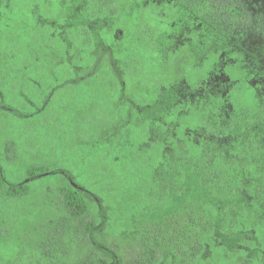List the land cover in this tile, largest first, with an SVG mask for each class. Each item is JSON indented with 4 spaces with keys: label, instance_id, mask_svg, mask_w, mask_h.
<instances>
[{
    "label": "trees",
    "instance_id": "trees-1",
    "mask_svg": "<svg viewBox=\"0 0 264 264\" xmlns=\"http://www.w3.org/2000/svg\"><path fill=\"white\" fill-rule=\"evenodd\" d=\"M189 5L206 20L221 16L246 22L249 16L242 5L229 0H190ZM178 12L173 1L0 0V72L11 73L0 87L3 115L21 118L26 130L55 133L60 129H53L48 120L73 84L86 85L89 98L98 93L91 102L79 95L77 101L82 97L86 104L57 107L68 119L76 118L69 124L74 135L68 144L93 142L97 148L96 157L87 159L92 165L86 182L75 177V168L56 159L52 147L40 159L30 160L15 137L6 135L0 141L2 205L24 201L44 211L36 232L37 264L122 262L115 252L110 259L104 257L94 240L109 215L106 208L115 206V193H109L110 199L102 197L96 211L90 201L92 180L104 186L118 172L120 182L129 174L151 199H164L159 205L154 202L159 208L152 210L150 222L125 256L127 264H163L166 255L171 261H200L212 235L231 214L244 230V258L250 254V264H264V93L256 86L259 78L247 55L210 50L197 63L189 43L164 62L160 38L174 29ZM221 72L231 76L232 90L217 97L205 89L207 99L199 104L171 90L186 85L197 93L210 75ZM143 77L153 86L149 95L143 96L140 88L130 92L127 85ZM98 89L112 90V100L106 103ZM98 97L105 113L95 102ZM127 112L126 130L135 137L132 155L140 156L138 162L124 150L125 142L114 140L117 133H125L120 125ZM67 130L59 132L61 138L67 139L62 136L69 134ZM162 134L173 148L163 162ZM148 137L152 140L144 149ZM106 139L113 142L103 148ZM7 167L15 169L13 176ZM133 202L138 200L127 204ZM10 211L0 210V239L8 237L5 215ZM239 230L232 235L241 237Z\"/></svg>",
    "mask_w": 264,
    "mask_h": 264
},
{
    "label": "rangeland",
    "instance_id": "rangeland-1",
    "mask_svg": "<svg viewBox=\"0 0 264 264\" xmlns=\"http://www.w3.org/2000/svg\"><path fill=\"white\" fill-rule=\"evenodd\" d=\"M155 1H173L179 8L178 22L174 29L169 34L166 33L160 38L161 56L164 62H167L170 58V53L179 49L184 43H189L191 45L194 59L197 63H201L204 59V55L210 50H221L226 54L241 52L248 56L252 65V71L254 75L259 78V82L257 81L258 83L256 86L259 85L261 93H264V0H229L232 3H239L243 6L245 11L249 14L246 18V22H244V18L235 21L225 19L221 16L206 20L189 7L190 0ZM198 1L202 3L203 0ZM13 72H17V70L15 69ZM10 77L11 73L1 71L0 87H2V84L5 83L6 80H10ZM231 82V76L226 72H221L210 75L207 83H202L198 86L197 93L189 92L186 85H174V88L171 90L175 95L184 94L185 97L189 98L191 103L199 104L203 98L206 97L207 99V95L218 97L219 94L223 95L231 91L233 88ZM87 88L86 85L78 86V84H73L72 87L68 89V94L63 95V97L57 101L55 104L56 114H52L48 120L51 127L53 129L58 127L61 133L63 130L68 129V135L62 134V136L64 138L67 137L68 140L61 138L59 132L53 133L54 130L50 133L39 132V129L26 130L21 118L12 115H3L4 113L0 111V141L4 139L6 135L15 137L21 144V149L25 156L30 160L40 159V156H44V153L47 152L48 147H52L53 152H56V159L59 161L63 160L67 166L69 165L75 168V177L78 178L79 181L83 180L86 182L88 180V175L91 173L87 168L92 165V163L87 162V159L88 157H96L97 148L93 142H85V145L78 142L80 146L74 147L73 145L74 148L68 144L69 140H71L74 135L71 133L70 125L76 118L73 116L72 118L70 117L71 119H68L66 116L62 115L59 108L63 106L64 108L70 107L71 103H76L79 95H82V97L85 96L91 102L97 97L98 93L93 94V96L90 97L92 100H90V91H87ZM127 88L130 92H136V90L140 88L143 91V96H147L149 95L147 91L153 88V86L149 85V80L144 78L140 83H137V80H132L127 85ZM205 89H208L207 95L203 92ZM99 91L104 92L105 99L108 100L106 103L112 100V90L98 89V92ZM73 95L74 97H72ZM2 97L4 98V95L0 92V99H2ZM64 97L66 100H64ZM82 97H80L81 101L77 102L79 104H86L85 100L82 101ZM215 100L216 99H213L211 101L213 102ZM96 101L100 104L99 109L105 113L104 101L99 97L95 102ZM114 106H117V99ZM123 117L125 123L120 125V129L124 127V129L121 130V132L125 130L124 135L122 136L120 133H117L118 139H115L114 135H111L115 141L125 142L124 150H129L130 155L138 162L140 156L132 155V151L135 152L136 150L134 147L135 143L132 141L135 137H132L131 130H126L130 128V113L127 112L123 114ZM53 134L57 136H53ZM213 135L221 140L219 136ZM52 137L56 138L58 146L56 144L54 145L55 142ZM162 137L163 138H159V144L163 146V151L160 153V159L163 162L168 160V156L173 148L166 142L167 136L162 134ZM50 139L51 141L48 143L47 140ZM112 140L106 139L105 142L102 141V147L105 148L106 144L113 142ZM151 140V137H148V140L142 144V148L148 149ZM213 143V140H209L210 145ZM49 144L52 145L50 146ZM136 166H138L137 163ZM6 170L11 176L15 173V169L12 167H7ZM126 172L129 171L127 170ZM105 176L104 174V177ZM125 177L127 180L120 182L118 172L116 177L108 178L106 180L107 184L104 186L101 185L102 183L98 184L97 181L92 180L91 187H93L94 190L89 189L90 191H94L90 201L94 207L96 206L94 209L95 211L102 203V197L110 199L111 196H109V193H115V206L106 208L109 215H107V219H103L101 227L95 232L94 240L98 250L104 257L110 259V256L114 252L118 253V257L122 260V262L118 264H127V257L125 258V256L133 250L142 228L150 222V216L153 215L151 214L152 210H158L159 208V206H155V203L159 205L164 202V199H157L156 201L151 199L150 194L145 189L142 190L139 181L130 178L129 174ZM129 179V183H126ZM160 184L163 186L164 190L167 189V185L165 186L164 182ZM135 194H138V196L135 197ZM131 195L133 198H131ZM129 199H137L138 202L127 204ZM33 200L37 201V199ZM123 200L124 203H122ZM148 201L149 204H147ZM10 202L12 203L11 207L6 208L2 205V200L0 199L1 213L6 210H11L10 214L5 215L7 219L8 237L0 239V264H37L39 261V254L35 241L37 239L36 232L41 224L40 222L43 221L44 211L38 208L39 205L33 206L30 203H24V201L17 202L12 200ZM103 204L106 205L105 203ZM223 223L219 233L213 234L211 240L207 243V251L202 260L192 262L183 258L179 259L173 257L171 261L168 255H166L165 257L167 259L163 264H250L249 260L252 258V255L247 254L244 258V230L242 228L239 230L235 215H226V218L223 219ZM233 230H239L241 237L232 235ZM1 231H4L2 224H0V233ZM227 237H229V239H227ZM232 254L235 255L234 258H232ZM130 259L132 258L130 257Z\"/></svg>",
    "mask_w": 264,
    "mask_h": 264
}]
</instances>
